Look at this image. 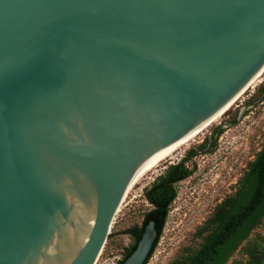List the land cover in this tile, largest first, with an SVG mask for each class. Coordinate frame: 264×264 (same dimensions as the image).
Segmentation results:
<instances>
[{
	"label": "water",
	"instance_id": "1",
	"mask_svg": "<svg viewBox=\"0 0 264 264\" xmlns=\"http://www.w3.org/2000/svg\"><path fill=\"white\" fill-rule=\"evenodd\" d=\"M263 67L264 0H0V264H95L127 187Z\"/></svg>",
	"mask_w": 264,
	"mask_h": 264
},
{
	"label": "rangeland",
	"instance_id": "2",
	"mask_svg": "<svg viewBox=\"0 0 264 264\" xmlns=\"http://www.w3.org/2000/svg\"><path fill=\"white\" fill-rule=\"evenodd\" d=\"M263 80L264 72L231 108L149 171L125 193L95 264H116L123 257L126 248L133 243L126 230L133 225H140L143 214L151 208L144 197L143 189L165 170L169 160L177 162L186 149L197 144L227 115L233 114L237 106L250 98ZM248 114L250 116L244 117L239 125L223 129L214 152L197 156L193 161L195 172L192 178L176 184L175 199L170 205L162 233L146 264H170L184 252V248L199 246L201 238L194 237L195 230L209 216L214 205L233 191L246 163L264 143V102ZM248 243H258L264 247V216L225 264H247L248 255L244 252V247Z\"/></svg>",
	"mask_w": 264,
	"mask_h": 264
},
{
	"label": "trees",
	"instance_id": "3",
	"mask_svg": "<svg viewBox=\"0 0 264 264\" xmlns=\"http://www.w3.org/2000/svg\"><path fill=\"white\" fill-rule=\"evenodd\" d=\"M263 166L264 147L256 152L255 157L247 163L246 170L237 179L235 189L215 205L209 216L195 230L194 237L201 238L199 246L184 248V252L175 257L170 264H196L206 246L221 235L256 198L249 211L242 215L231 229L208 249L200 264H225L228 261L264 216V176L259 189ZM188 173L189 171L183 167L182 163H177L172 166L169 172L164 170L149 186L143 189L144 197L151 208L143 214L140 225H133L126 230V233L132 237L133 243L126 248L123 257L116 264H121L133 251L145 226L149 222H153L156 236L144 262V264L147 263L162 233L170 205L176 196V188L173 183L180 181ZM258 190L259 194L257 195ZM244 252L248 255L247 264H264V247L260 244L248 243L244 247Z\"/></svg>",
	"mask_w": 264,
	"mask_h": 264
},
{
	"label": "flooded vegetation",
	"instance_id": "4",
	"mask_svg": "<svg viewBox=\"0 0 264 264\" xmlns=\"http://www.w3.org/2000/svg\"><path fill=\"white\" fill-rule=\"evenodd\" d=\"M263 102H264V80L262 81V84L258 87V89L256 91H254V93L250 96V98H248L242 104L238 105L237 108L234 110L233 114L227 115V117L224 118L223 120H221L219 122V124L212 127L211 130L208 131L201 138V140L197 142V144L186 149L184 154L182 155V157L177 162H172L169 160V164L166 165L165 171L169 172L173 165H175L177 163H182L183 167L186 168L189 171V173L186 177H184L180 181L186 180L188 178H192V175L195 172V168H194L195 163L193 161H195L197 156L214 152V150L216 149V146H217V139L219 137L221 138L220 135L222 134L223 129L225 127H231V126L239 125V123L242 122V119H244V117L250 116L248 114L249 112L252 113V110L256 109ZM240 114H241V116H240ZM263 147H264V143L259 148H257L256 152L262 150ZM255 154L253 155V158L255 157ZM247 163H246L245 168L242 171V173L246 170ZM242 173H241V175H242ZM180 181L173 183L175 188H176V184ZM236 183H237V181L235 182V184ZM234 189H235V186H234L233 190ZM224 197L221 200H219V202H221L224 199ZM218 203H216V204H218ZM215 205H214V207H215Z\"/></svg>",
	"mask_w": 264,
	"mask_h": 264
},
{
	"label": "bare ground",
	"instance_id": "5",
	"mask_svg": "<svg viewBox=\"0 0 264 264\" xmlns=\"http://www.w3.org/2000/svg\"><path fill=\"white\" fill-rule=\"evenodd\" d=\"M264 72V67L262 70L258 73V75L255 77V79L222 111L220 112L215 118H213L209 123H207L203 128H201L199 131H197L195 134H193L191 137H189L187 140H185L182 144H180L178 147H176L174 150H172L170 153H168L166 156H164L161 160H159L156 164H154L151 168H149L144 174H142L135 182H133L129 187H127L126 192L136 183L138 182L142 177H144L149 171L156 168L160 163H162L166 158L170 157L178 148H180L182 145L188 143L191 141L199 132H201L205 127L216 121L225 111H227L229 108H231L235 102L244 94V92L252 86L258 78L262 75ZM125 192V193H126ZM125 195V194H124ZM124 197V196H123Z\"/></svg>",
	"mask_w": 264,
	"mask_h": 264
}]
</instances>
